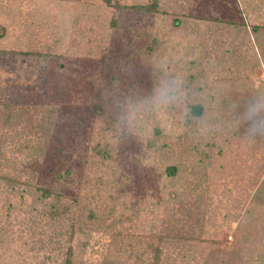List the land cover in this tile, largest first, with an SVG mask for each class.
Returning <instances> with one entry per match:
<instances>
[{
  "label": "rangeland",
  "instance_id": "1",
  "mask_svg": "<svg viewBox=\"0 0 264 264\" xmlns=\"http://www.w3.org/2000/svg\"><path fill=\"white\" fill-rule=\"evenodd\" d=\"M151 3L0 0V264H264V142L161 118L116 149L99 101L158 60L264 89V0Z\"/></svg>",
  "mask_w": 264,
  "mask_h": 264
},
{
  "label": "clouds",
  "instance_id": "2",
  "mask_svg": "<svg viewBox=\"0 0 264 264\" xmlns=\"http://www.w3.org/2000/svg\"><path fill=\"white\" fill-rule=\"evenodd\" d=\"M134 76V69L123 67ZM164 60L151 65V86L117 91L104 88L99 101L106 104L116 149L151 137L161 118L164 123L201 139L236 138L246 146L264 142V89L244 99L225 102L209 86L206 76L189 74Z\"/></svg>",
  "mask_w": 264,
  "mask_h": 264
},
{
  "label": "trees",
  "instance_id": "3",
  "mask_svg": "<svg viewBox=\"0 0 264 264\" xmlns=\"http://www.w3.org/2000/svg\"><path fill=\"white\" fill-rule=\"evenodd\" d=\"M157 0H152V3L146 7H143L142 10H146L148 12H155ZM64 264H70L69 262V254L67 255Z\"/></svg>",
  "mask_w": 264,
  "mask_h": 264
}]
</instances>
